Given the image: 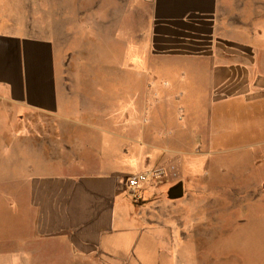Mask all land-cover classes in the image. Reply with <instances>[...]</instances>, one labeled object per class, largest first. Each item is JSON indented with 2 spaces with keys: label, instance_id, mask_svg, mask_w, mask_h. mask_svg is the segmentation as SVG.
<instances>
[{
  "label": "crops",
  "instance_id": "1",
  "mask_svg": "<svg viewBox=\"0 0 264 264\" xmlns=\"http://www.w3.org/2000/svg\"><path fill=\"white\" fill-rule=\"evenodd\" d=\"M119 1V62L105 68L122 88L92 125L55 39L26 24L30 0H0V264H264V0ZM46 118L72 122L64 148ZM228 143L250 151L248 177L207 179L186 157ZM160 151L194 171L183 182L201 184L200 221L137 201L129 179Z\"/></svg>",
  "mask_w": 264,
  "mask_h": 264
},
{
  "label": "rangeland",
  "instance_id": "2",
  "mask_svg": "<svg viewBox=\"0 0 264 264\" xmlns=\"http://www.w3.org/2000/svg\"><path fill=\"white\" fill-rule=\"evenodd\" d=\"M30 2L31 18L26 21V24L33 32H44L53 36L57 43L58 56L63 62V79L69 93L75 97L79 96L81 100L91 105L88 108L91 113L86 114L85 117L91 121L92 125L100 122L104 116L101 113L104 110V97L118 94L122 88L119 80L120 70L105 68L112 65L108 63L119 62V40L116 33H113L114 27L118 26V21H113V15L120 13V1L30 0ZM132 3L135 5V0H132ZM89 96L91 97L88 98ZM178 111V119L182 121L184 119L183 107L178 106ZM97 115L99 116L96 117ZM41 123L47 130V140L49 142L59 141V149L64 148L63 144L72 141L74 136L72 122L66 128H62L59 120L54 118H46ZM90 130L92 131L91 128ZM38 140H40L39 136L34 137L33 135L32 141ZM223 146L228 150L202 156L203 153L198 149L194 151L195 155L188 153L186 157L189 160L194 157L200 158L194 170L207 179L215 178L217 175L229 178L234 173L247 176L249 168L255 167L248 157L250 151L247 148L241 152L232 150L231 143ZM49 152L59 154V150L55 151V149ZM166 152L160 151V157L144 167L145 170L142 173L147 174V180L137 187V201L153 204L155 209L164 213H167L171 207V201H175L181 205V214H177V220L182 221L186 217L188 221H200L204 217L203 214L190 213L191 209H197L200 205L201 184L199 181H186L183 197L173 200L168 197V189L180 180L184 181L185 176L188 177L194 171L191 170L189 174L185 173L184 160L181 156L183 153L172 156ZM85 153H90V149H84L81 156ZM239 153L244 155L243 157L240 155V159L237 155ZM86 158L88 159L89 155ZM130 163L135 166L132 161ZM216 200L222 203L221 200L226 202L227 199L218 197ZM208 202H211V199ZM184 206L187 208V210L185 208L187 213L182 216ZM241 226L239 229L238 227L232 229V232L242 241L247 239L249 231L247 225Z\"/></svg>",
  "mask_w": 264,
  "mask_h": 264
},
{
  "label": "water",
  "instance_id": "3",
  "mask_svg": "<svg viewBox=\"0 0 264 264\" xmlns=\"http://www.w3.org/2000/svg\"><path fill=\"white\" fill-rule=\"evenodd\" d=\"M185 193L184 182L180 180L168 189V197L171 199L183 197Z\"/></svg>",
  "mask_w": 264,
  "mask_h": 264
},
{
  "label": "built area",
  "instance_id": "4",
  "mask_svg": "<svg viewBox=\"0 0 264 264\" xmlns=\"http://www.w3.org/2000/svg\"><path fill=\"white\" fill-rule=\"evenodd\" d=\"M145 180H147V174H145V173H139V174H137L135 176H132L129 179V185L132 186V187H134V188H137Z\"/></svg>",
  "mask_w": 264,
  "mask_h": 264
}]
</instances>
